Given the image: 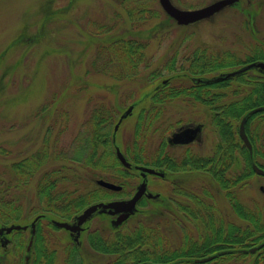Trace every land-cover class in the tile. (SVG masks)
<instances>
[{
  "label": "rangeland",
  "instance_id": "1",
  "mask_svg": "<svg viewBox=\"0 0 264 264\" xmlns=\"http://www.w3.org/2000/svg\"><path fill=\"white\" fill-rule=\"evenodd\" d=\"M216 1L219 0H171L181 10L199 9ZM239 1L237 5L216 13L212 20L179 25L166 14L159 0H0V187L8 188L9 197L21 206L18 224L13 225H30L42 214L31 212L32 208L39 207L36 196L38 178L27 186H20L15 181L13 164L46 148L47 144L51 152L70 153L66 156L69 159L76 152L78 137L87 128L96 107L106 106L117 113L112 128L114 131L109 134V139L114 142L115 156L119 148L131 164L130 174L133 178L126 182L128 184L123 192L106 189L110 192L108 197L95 199L80 214L91 205L129 199L141 185L138 170L142 167L157 168L154 160L160 145L183 127L205 125L200 141L195 144L175 149L166 145L164 149L173 153L178 162L189 153L206 158L212 156L220 138L212 126L208 109L201 103L183 99L168 101L163 107V116L153 120L151 131L147 136L143 135L137 148L134 144L140 133V114L143 110L148 112L152 109L154 92L171 76L183 74L181 67L189 73L190 62L187 59L197 49L205 48L215 54L230 51L242 59L255 54L264 56V0ZM137 3H145L147 10L157 11L159 16L137 26L127 12L129 6ZM251 17L253 21L249 23ZM99 27H111L112 35L116 37L146 44L144 55L149 66L141 69L138 78L132 82L116 80L94 67L97 56L94 31ZM253 29L255 32H252ZM171 59L176 61L175 72L165 69ZM155 69L161 70V77L150 82L148 76ZM225 70L217 73H224ZM214 74H191L184 80L174 78L172 81H183L184 86H189L194 79L206 82ZM129 109H132L131 114L119 123ZM142 140H146L145 152L141 155L144 162L136 164L133 149L138 152ZM98 153L102 154L101 148ZM239 157V167L233 168L232 173H240L245 167L243 157ZM57 162L48 165L64 164L62 161ZM163 170L168 173L166 179L148 177L153 197L142 199L135 214L126 222L116 227L110 214L102 212L94 216L88 224L89 231L80 237L79 253L83 264H108L115 259L113 255L104 254L90 244L88 238L91 232L111 239L116 233H128L139 227L149 228L160 223L158 225L163 228L162 243L165 245L169 238V249L182 247L188 240L197 239L204 231V226L190 222L177 203L181 206L193 204L188 196L204 195L205 189H210L214 194V204L224 220L240 222L232 211L226 192L219 188L209 173L198 169L187 172ZM101 175L106 181L119 185L110 173ZM99 179L95 182L89 179L80 192L103 188L97 184ZM238 196L246 206H264V176L255 174L246 178ZM51 219L72 222L56 215ZM40 223L48 241V249L58 251L54 263L64 264L65 247L76 245V242L66 230L56 228L53 224L48 227L47 220ZM18 232L24 233L22 247H18ZM18 232H13L8 237L10 241L0 246V264L34 263L32 251L30 254L27 252L30 229ZM28 255L29 261L26 258ZM251 263V259H248L245 262L233 260L218 264ZM204 264L217 263L211 261Z\"/></svg>",
  "mask_w": 264,
  "mask_h": 264
},
{
  "label": "trees",
  "instance_id": "2",
  "mask_svg": "<svg viewBox=\"0 0 264 264\" xmlns=\"http://www.w3.org/2000/svg\"><path fill=\"white\" fill-rule=\"evenodd\" d=\"M133 1V0H125ZM132 22L139 24L159 16L157 11L147 10L145 3H137L127 8ZM99 27L95 32L96 40V63L94 67L105 75L116 80L132 82L140 76L142 68H147L148 60L145 58L144 48L146 44L141 41L125 39L112 35L111 27ZM247 56L242 59L230 51L222 53H210L205 48L197 49L187 61L190 62V72L171 76L169 81L161 83L153 94L154 103L148 112L143 110L140 114V129L137 136V145L143 135L151 131L153 120L161 118L164 113L163 107L168 101L183 99L201 103L208 109L216 110L209 113L212 126L219 135L220 141L214 147L212 156L207 158L194 157L188 154L187 160L182 163L168 161L166 166L174 171L181 170H204L212 176L219 188L226 192L232 211L240 222L224 220L214 204L215 196L210 189H205L204 195H189L193 204L178 205L189 217L190 222L198 226H204V231L197 239L188 240L182 247L169 249L166 240L163 245V228L158 223L148 227L135 229L128 233H116L114 238L107 239L104 236L89 233L90 244L101 250L104 254H111L115 259L108 264H141L152 262L159 264H196V259H202L214 255V263L228 261H243L251 259V264H264V206L255 204L246 206L241 202L238 191L246 182V178L255 175L253 163L264 169V111L248 118L246 133L253 145V158L249 150L239 138V127L244 117L254 108L264 107V73L253 69L227 79L213 80L209 83L192 81L189 86L182 82L186 76H200L207 73H215L225 69H239L256 61H264V56ZM165 69L175 72L176 61L171 59ZM180 73V72H178ZM148 79L155 82L161 77V70H153ZM181 84V85H180ZM106 106L96 107L87 123V128L78 137V147L75 153L64 151H49L41 148L24 160L13 164L15 181L20 186L38 178L36 196L38 209L32 208V213L49 214L58 216L60 219L73 220L75 216L87 205L97 198H105L110 192L101 187L95 190L81 193V189L89 182L104 178L101 175L108 172L114 178L115 183L126 190L128 180L133 176L120 163L114 154V142L109 139V134L116 123L117 113ZM139 131V130H138ZM142 131V134H141ZM144 133V134H143ZM144 139V138H143ZM145 141H141V148L133 149L134 163L144 162L141 156L145 152ZM50 147V145H49ZM102 154L99 155V149ZM165 143L160 145L155 155L165 156L169 154ZM51 152V153H50ZM193 155V156H191ZM239 155L243 157L245 167L240 173H232V169L239 167ZM191 156V157H190ZM155 158H157L155 156ZM170 159V158H169ZM62 161L64 164L50 167L48 164ZM156 161V160H154ZM165 160L156 161L157 167L164 166ZM69 163V164H67ZM189 164L192 166L190 167ZM4 183V182H3ZM6 184V183H5ZM88 187V186H85ZM237 187V188H236ZM122 191V192H123ZM209 199V200H208ZM9 197L8 188L0 187V226L18 224L21 206L15 204ZM47 217H50L47 215ZM44 221V219H43ZM39 221L34 236L32 256L35 257L33 264H55L56 249H48V241L44 236V229ZM50 227L49 224H47ZM166 234L169 233L165 231ZM18 247L24 245L23 232H18ZM187 238V236H186ZM259 247L255 252L251 249ZM78 245L69 244L65 247L66 259L64 264H83Z\"/></svg>",
  "mask_w": 264,
  "mask_h": 264
},
{
  "label": "water",
  "instance_id": "3",
  "mask_svg": "<svg viewBox=\"0 0 264 264\" xmlns=\"http://www.w3.org/2000/svg\"><path fill=\"white\" fill-rule=\"evenodd\" d=\"M237 2V0H220L217 2H214L211 5H208L203 8L195 9V10H181L177 7H175L171 0H159V3L163 10L166 12L168 16L173 18L179 25H190L196 22H199L204 19H208L215 15L216 13L220 12L223 8H225L228 5L234 4ZM251 69H260L264 72V62H257L252 63L244 68H241L237 71L226 73L220 76L222 79L231 78L234 76H237L244 71L251 70ZM264 111V107H258L248 113L246 117L243 118L240 127H239V135L241 140L244 142L245 146L249 149L251 158H253V147L252 144L248 138V135L246 133V124L248 121V118L252 115ZM132 112V109H129L127 113L121 117L119 123L122 122L123 118L130 115ZM119 124L116 126V130L118 129ZM202 125H198L196 127H188V128H181L179 131L175 132L168 140L170 144H188L193 142L199 133L202 132ZM117 157L120 160V162L127 168H131V164L127 161L125 156L122 154L119 148L116 150ZM253 169L254 171L259 175H264V170L259 168L256 164L253 163ZM140 170L143 173V176L145 174H157V175H163L154 169L148 168V167H142ZM97 184L107 188L109 190L113 191H120L122 188L114 183L105 181V180H98ZM147 189L146 182L142 183L140 187L138 188L136 194L129 200H121V201H114L109 203H98L95 205H91L88 208H86L82 214H80L77 217V221L75 224H70L68 222H61L54 220L53 224L57 228L65 229L71 233L75 232H81L83 230V224L86 223L95 213L97 212H107L110 215H118V218L113 221L114 226H120L123 224L128 218L135 214L137 210V204L145 194ZM153 197L152 195H149V198ZM40 219V216H38L33 223L31 224L32 233L35 232V226L36 222ZM28 226H21V225H12L10 227H2L0 228V235L3 233L10 234L14 230H27ZM32 245V241L30 243V246ZM259 248V247H258ZM258 248L251 249V252H255ZM215 256L203 258V259H196L195 263L202 264L207 263L211 260H213ZM143 264H156V263H143Z\"/></svg>",
  "mask_w": 264,
  "mask_h": 264
},
{
  "label": "flooded vegetation",
  "instance_id": "4",
  "mask_svg": "<svg viewBox=\"0 0 264 264\" xmlns=\"http://www.w3.org/2000/svg\"><path fill=\"white\" fill-rule=\"evenodd\" d=\"M240 1L238 0V2H236V3H234V4H231V5H228V6H226L225 8H223L219 13H221V12H223V11H225V10H227V9H229V8H231V7H233V6H235V5H237L238 3H239ZM242 10V9H241ZM243 11H244V9H243ZM218 13V14H219ZM247 13V12H246ZM217 15V14H216ZM216 15H214V16H216ZM214 16L213 17H211V18H209V19H206V20H212L213 18H214ZM205 21V20H204ZM252 21H253V17H251V21L249 22V23H252ZM253 28H254V25L252 26ZM255 32V30L253 29L252 30V32ZM222 74V73H221ZM220 76L221 75H219V73H217V72H215V74L214 75H212L211 77H209V80H207L206 79V82H208V81H213V80H222V78H220ZM199 80V82H205V81H200V79H197L196 81H198ZM195 81V80H194ZM167 82V81H166ZM205 108H207L206 106H204ZM208 109V108H207ZM216 110H214V109H208L207 110V112L208 113H214ZM198 125H202L203 127H202V132L201 133H199V135L197 136V138L193 141V142H191V143H188V144H170L168 141L167 142H165V145H167L168 147H170V148H181V147H187V146H189V145H192V144H195L196 142H198V141H200V136H201V134L203 133V131H204V129H205V125L204 124H198ZM195 126H197V125H190V126H188V127H195ZM174 133V132H173ZM172 133V134H173ZM194 155V157H196V156H198V157H201L200 155H197V154H193ZM193 155H191V156H193ZM190 156V157H191ZM156 157L157 158H155V160L156 161H158L159 159H161V160H165L166 159V161L165 162H163L164 163V166H166V163L169 161L170 162V164H172L173 162H175L176 160L174 159V156H173V153L172 154H167V155H165V156H158V155H156ZM189 156H186L185 158H184V160H187L186 158H188ZM170 158V159H169ZM202 158H206V157H202ZM184 160H182V161H179V162H183ZM189 166L191 167L192 165L191 164H189ZM166 169L167 171H170V172H179V171H174V170H172V169H169L167 166L166 167H161V166H159V167H157V168H151V169H154L155 171H157V172H159V173H161V174H163V175H157V174H145L144 176H143V173L141 172V170H138V173H139V177L141 178V184L142 183H144V182H146V184H147V189H146V192H145V194L143 195V197L141 198V200L140 201H142V199H144V198H148V194H151V192H150V185L148 184V181H150V179L148 178L149 176H152V178H154V179H156V178H160V179H166V177L168 176V173L166 172V171H164L163 169ZM132 168H130L128 171L130 172V173H132V171H130ZM191 169H188V170H181V171H183V172H187V171H190ZM138 190V189H137ZM137 192V191H136ZM136 192L131 196V197H133L135 194H136ZM130 197V198H131ZM140 203V202H139ZM43 217H45L44 215H43ZM118 216H112L111 218H112V221H114L116 218H117ZM41 220V219H40ZM47 220V224H49V225H51L52 224V221H53V219H46ZM74 222H72V224L73 223H75V218H74V220H73ZM83 228H84V230H82L80 233H76V234H71L70 233V236H71V238H73V240L76 242V244L77 245H79L78 247H80L81 246V241H80V237H81V235L82 234H84V232H87V231H89L88 229H89V227H88V225L86 224V225H84L83 226ZM10 241V239H8L6 236H4V235H2V236H0V246H2V245H4V244H7L8 242ZM30 243V242H29ZM27 252H28V248H27ZM27 258V261H29V256H27L26 257Z\"/></svg>",
  "mask_w": 264,
  "mask_h": 264
}]
</instances>
